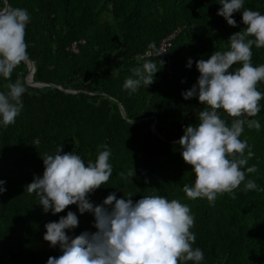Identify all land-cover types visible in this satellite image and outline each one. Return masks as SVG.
I'll return each instance as SVG.
<instances>
[{
  "label": "trees",
  "instance_id": "16d2710c",
  "mask_svg": "<svg viewBox=\"0 0 264 264\" xmlns=\"http://www.w3.org/2000/svg\"><path fill=\"white\" fill-rule=\"evenodd\" d=\"M217 2L9 0L30 14L25 30L28 59L36 68L33 82L45 87L28 85L26 61L10 78L26 81L27 91L15 123L0 127V179L6 181L0 194V264H46L50 256L62 254L43 239L44 225L68 210L77 214L78 226L65 230L67 234L96 230L93 215L80 214L75 204L57 214L45 213L27 185L42 175V156L55 153L59 145L62 152L74 151L87 162L95 160L103 144L111 151L113 174L89 194L94 205L111 192L117 198L132 192L134 202L150 194L178 199L194 216L193 247L203 250L202 264H264V190L244 191L242 183L234 190L235 198L224 193L214 204L190 199L183 191L194 174L177 141L184 126L198 122L205 105L195 96L185 100L181 93L196 83L195 61L226 50L229 37L244 27L240 12L232 14L235 27L217 15ZM244 7L264 13V0H245ZM172 34L176 38L167 57L157 56L161 41ZM147 51L153 54L146 56ZM189 57L191 68L186 67ZM144 59H152L159 70L150 85L129 93L124 80ZM251 60L264 64V48L253 46ZM7 83L0 78V91H7ZM257 88L264 92V82ZM260 104V112L249 119L259 120L261 128L245 126L241 139H247L254 153L245 167L256 166L246 179L264 189V98ZM132 167L136 175L131 180L127 172Z\"/></svg>",
  "mask_w": 264,
  "mask_h": 264
},
{
  "label": "clouds",
  "instance_id": "9594fccd",
  "mask_svg": "<svg viewBox=\"0 0 264 264\" xmlns=\"http://www.w3.org/2000/svg\"><path fill=\"white\" fill-rule=\"evenodd\" d=\"M217 3L221 5L217 15L228 25H237L232 14L240 12L244 27L229 37L226 50L213 51L207 59L195 61L199 76L181 95L185 100L195 96L205 107L198 113V122L184 126L177 141L183 160L194 174L193 183L183 185L184 193L190 199L205 198L213 204L224 193L235 198L234 190L242 183L244 191L264 190L255 180L246 179V173L255 172L256 166L245 167L254 153L247 139H241L245 126L261 128L259 120L249 118L260 112L264 98V92L257 88L264 82V64L254 65L251 60L253 46L264 48V13L245 8V0ZM29 21L27 9L0 0V78L8 81L7 91H0V127L15 123L24 107L26 81L17 78L12 82L10 78L29 58L25 41ZM192 64L189 57L186 67ZM235 64L240 66L233 68ZM158 70L152 59H144L122 86L134 93L142 85H150ZM221 112L232 119L226 121ZM61 149L59 145L55 153L42 156L43 173L34 177L27 191L38 196L45 213L50 210L57 214L73 204L80 214L91 213L96 230L67 234L65 230L71 232L78 226V216L72 210L57 221L47 222L43 239L50 247L58 246L62 254L50 256L46 264H202L203 250L193 247L194 216L187 203L156 194L143 195L134 202L132 192L124 194L127 199L111 192L94 205L89 194L113 174L108 145L99 146L95 160L87 162L76 152ZM134 175L132 167L127 177L132 180ZM5 184L0 179V194L6 191Z\"/></svg>",
  "mask_w": 264,
  "mask_h": 264
},
{
  "label": "built area",
  "instance_id": "2783aa9c",
  "mask_svg": "<svg viewBox=\"0 0 264 264\" xmlns=\"http://www.w3.org/2000/svg\"><path fill=\"white\" fill-rule=\"evenodd\" d=\"M176 38V34H172L167 38H164L161 43H160V47L158 52H156L157 54L160 53L158 56L160 57H167V53L169 48L172 46V42L174 41V39ZM75 45H73L72 48H74ZM154 53V54H156ZM153 53L152 51H147L146 56H151Z\"/></svg>",
  "mask_w": 264,
  "mask_h": 264
},
{
  "label": "water",
  "instance_id": "95a60500",
  "mask_svg": "<svg viewBox=\"0 0 264 264\" xmlns=\"http://www.w3.org/2000/svg\"><path fill=\"white\" fill-rule=\"evenodd\" d=\"M26 62L28 64V68L30 70L29 75H28V85H30L32 87H45V85H43V84H36L33 82V76H34V72L36 70L35 64H34V62L30 61L29 59H27ZM67 92L69 93L70 91H67ZM71 93H73V92H71ZM120 109H121L123 116H125L124 109L122 108V106H120ZM153 131L155 133H157L156 121L153 124Z\"/></svg>",
  "mask_w": 264,
  "mask_h": 264
},
{
  "label": "crops",
  "instance_id": "0c3cea01",
  "mask_svg": "<svg viewBox=\"0 0 264 264\" xmlns=\"http://www.w3.org/2000/svg\"><path fill=\"white\" fill-rule=\"evenodd\" d=\"M74 50V49H73Z\"/></svg>",
  "mask_w": 264,
  "mask_h": 264
}]
</instances>
